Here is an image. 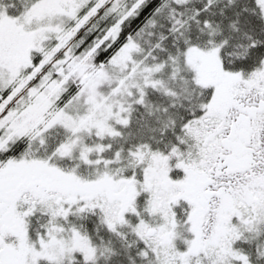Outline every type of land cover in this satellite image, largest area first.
<instances>
[{
	"label": "snow or ice",
	"instance_id": "snow-or-ice-1",
	"mask_svg": "<svg viewBox=\"0 0 264 264\" xmlns=\"http://www.w3.org/2000/svg\"><path fill=\"white\" fill-rule=\"evenodd\" d=\"M0 264H264V0H0Z\"/></svg>",
	"mask_w": 264,
	"mask_h": 264
}]
</instances>
